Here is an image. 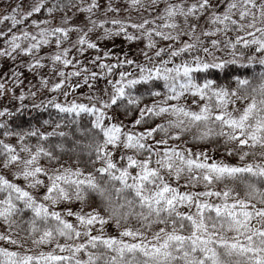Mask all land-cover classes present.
<instances>
[{"label": "snow or ice", "instance_id": "6c2138e0", "mask_svg": "<svg viewBox=\"0 0 264 264\" xmlns=\"http://www.w3.org/2000/svg\"><path fill=\"white\" fill-rule=\"evenodd\" d=\"M122 2L153 18L121 19L117 0H31L26 10L21 0L0 17V57H27L16 68L38 76L19 95L24 71L0 82V101H19L0 108V241L22 250L0 247V264H264V71L258 84L228 77L231 66L264 69V0ZM118 37L146 41L143 61L104 51ZM225 49L230 59L216 55ZM85 86L88 103L69 100ZM40 92L51 96L33 107L58 119L24 127L25 101ZM84 118L85 139L73 141L63 129ZM188 134L222 139L240 163L193 151L180 143Z\"/></svg>", "mask_w": 264, "mask_h": 264}, {"label": "rangeland", "instance_id": "374dc122", "mask_svg": "<svg viewBox=\"0 0 264 264\" xmlns=\"http://www.w3.org/2000/svg\"><path fill=\"white\" fill-rule=\"evenodd\" d=\"M117 2L120 3L121 5V19L124 20H131V22H141L143 19L147 18V19H152V16H149L147 12H142V13H138L135 10H129L127 9L122 0H117ZM18 3H21V0H0V17H2L4 14H7L8 12H10V6H14ZM31 3V0H23V4L25 5V10H26V6L27 4ZM42 19V18H41ZM82 19V18H81ZM30 24V22H29ZM0 27H5V25H0ZM187 39V38H185ZM5 41H1L0 40V49L3 48ZM146 41H138L136 43H130L126 40H124L122 37H118L115 41H110L108 42V45H101V47L104 49V51L106 52H110V54L112 55H119L121 58H124L125 53L128 54V58H134L137 60V62H142L144 57L141 54V50L144 49V45H145ZM168 46V42L166 41H159L158 42V47H167ZM210 46V45H209ZM45 52H47V50H45ZM154 54V53H153ZM94 53L92 51H89L85 57H83L82 59L85 60V63H87V59L93 57ZM217 56H220L223 59H230L231 56L228 53V51L225 49V51L222 52H217L216 53ZM29 58L27 57H21L17 60V62H13L10 59H6L3 57H0V82H7L5 80V77H7L8 80H11V75L10 73L12 72L13 69H15L16 71H24V86L22 88H18L16 89V93L17 95H19L21 92H28V88L32 85V84H37L38 83V76L34 77L31 73H28L25 69L22 68H16V63H19L21 65H23L25 63L26 60H28ZM247 60V57H246ZM115 62V61H112ZM177 63H179V61L177 60ZM89 67L91 68V65H89ZM96 71H99V69H95ZM128 70V69H125ZM69 71H71V69H69ZM48 73L45 70V76L47 77ZM115 78H118L115 77ZM9 87H11V84H9ZM105 87V81L101 80L96 84V89L95 91L98 92L100 89ZM89 94H95L93 92V90L88 89L86 86L83 88H79L77 87V91L71 96L69 97V100H73L76 99L81 103H88V101L86 99H83L86 95ZM51 96V93L49 92H40L37 96L36 101H33L32 99H29L27 101H25V104L27 105V107H33L34 103H38L40 100H44L47 101ZM59 101L61 103L64 102V97L62 95H59ZM9 107V108H16L19 106V101H12L11 100V93H9V96L7 99L0 101V108L3 107ZM243 105H241L242 107ZM13 143H15V141H13ZM181 144H185V142L181 141ZM188 148H191L193 151L199 152V151H205L208 152L210 156H212L214 159L216 160H223L226 163L232 164V165H237V162L231 161L226 159L225 157L221 156V154H219L218 152L212 150L211 148H194L192 146H186ZM202 190V189H201ZM66 205H62L60 206L59 209L60 211H64L66 209ZM72 207L75 210H79V205H72ZM105 231L107 234L112 235V236H116L118 234L119 229H117V227L112 224L109 225L105 228ZM0 232H6V228L1 227L0 226ZM1 245H3V247H7L10 250H14V251H22L19 248H13V246L6 244L3 241H0V247ZM54 243L49 245L50 247H53ZM47 245L45 246H40L41 251L40 252H45L47 253L48 251H46V249H44ZM53 250V249H52ZM50 250V251H52ZM49 251V252H50ZM31 254V253H29Z\"/></svg>", "mask_w": 264, "mask_h": 264}, {"label": "trees", "instance_id": "16d2710c", "mask_svg": "<svg viewBox=\"0 0 264 264\" xmlns=\"http://www.w3.org/2000/svg\"><path fill=\"white\" fill-rule=\"evenodd\" d=\"M41 18H43V16L37 17V19H41ZM230 35L233 37V39L235 38V33H231ZM0 40L2 41L3 39H0ZM238 52H239V50H238ZM261 71H264V69H261V67L258 63L256 64V66L254 68H239L237 66H231L229 71H228V77H232L233 74H235V75L241 76V78H248V79L252 80L254 84H258L259 83V75L258 74ZM212 75L215 78H217L218 81H220L221 83L227 82V78L224 76V74L213 72ZM54 117L56 119H58V117H56L55 110L52 108H50L46 112H39V110L35 109L34 107H31V108L27 107L24 114L19 117V122L23 123L24 127H29V126H33V125L40 126V125H42L44 120H53ZM88 126H89V120H88V118H84L81 121V125H80L79 129H78L77 125H73L71 123H68V127H66L63 130L69 133V135L72 137L73 141L83 140L85 138L80 137L79 132L81 129H86V127H88ZM42 130L51 131L52 129L45 126V127H43ZM182 141L185 142L186 146H192L194 148H207V149L211 148L212 150L221 154V156L225 157L226 159L237 162L238 164L240 163L238 157H228L225 155V148H224L222 139H214L210 142L201 143V142L193 141L191 134H188L186 136V138ZM61 142L62 141H60L58 138L54 139L52 141V143H61ZM71 144H72V141H68L66 146H70ZM71 155H72L71 153H68L66 155V159H68ZM87 159H88L87 157H84L85 163H82V165H81L82 167H85L86 171L90 170V165H88L86 163ZM68 162L70 164L75 163V161L71 160V159H68ZM94 200H95V203H97V204L100 203L99 197H94ZM24 218L27 219L28 215H26ZM135 225H136V221L133 220L129 226H135ZM0 226L3 227L2 225H0ZM22 235H23V233H22ZM1 247H3V245H1ZM27 247H31L35 254H39L41 251L40 247H36L35 245H27L26 244V248ZM54 248H55V244L53 245V247H50L49 245H47L44 249H46V251L49 252L50 250H52Z\"/></svg>", "mask_w": 264, "mask_h": 264}]
</instances>
